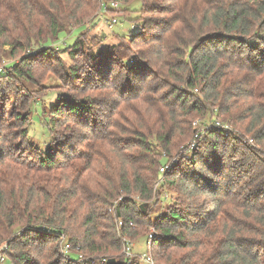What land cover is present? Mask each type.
I'll list each match as a JSON object with an SVG mask.
<instances>
[{"label":"trees","instance_id":"16d2710c","mask_svg":"<svg viewBox=\"0 0 264 264\" xmlns=\"http://www.w3.org/2000/svg\"><path fill=\"white\" fill-rule=\"evenodd\" d=\"M140 1L133 31L94 49L82 32L99 0H0V60L22 53L0 71V93L30 79L25 62L61 63L64 52L72 62L61 66L81 91L59 90L47 105L27 91L24 108L0 98V246L9 264H76L75 254L56 260L66 233L69 251L117 258L119 233L150 223L167 264H264V0ZM242 98L253 141L244 152L214 121L227 122ZM194 135L189 157H204L195 180L176 176L178 163L162 182L179 177L186 197L208 196L206 210L166 209L151 220L139 201L157 196L161 151Z\"/></svg>","mask_w":264,"mask_h":264},{"label":"rangeland","instance_id":"374dc122","mask_svg":"<svg viewBox=\"0 0 264 264\" xmlns=\"http://www.w3.org/2000/svg\"><path fill=\"white\" fill-rule=\"evenodd\" d=\"M100 1V0H99ZM118 3L117 8H113L112 12L102 11L100 9L97 10L94 9L91 13V16L89 19L86 20V23L88 24L87 30H84L82 32L83 34V40L87 44H92L94 46V49L100 48V47H106L109 44L117 42L119 40L118 33L125 34L128 30L133 31L131 29L133 26H136V24L140 21V14L141 12V1L140 0H115ZM145 15H150L151 13L145 12L143 13ZM143 16V15H142ZM112 19H115L116 22H112ZM69 33V32H68ZM81 35V33L79 34ZM78 35V36H79ZM71 37V34H68L66 37ZM65 40H69V39ZM73 38L70 39V41ZM57 47V46H56ZM59 50L60 48L57 47ZM55 54V53H54ZM22 53H18L16 55H11L8 52H5L2 59L0 60V71L5 69V66H8V64H11L12 62L18 63L20 62V57ZM62 62L59 63L57 57L48 58L44 61H39L36 63H28L25 62L24 65H22L23 70H26L28 68H31L32 76L27 81H17L15 82V85H12L11 88L15 87V89L11 90V93L8 91H4V93H0V98L3 100L5 97L4 94H8V96H12L11 102H13V107H20L24 108L26 104L28 103L26 96V92L32 96V98L42 101L43 104H50L51 102H55L57 93L59 90L66 91L68 93H75L80 94L81 91L78 87H74L71 85V83L68 81V76L66 72L63 69V66H69L72 62L71 58H69L68 53L64 52L61 55ZM28 63V64H27ZM61 64L63 66H61ZM82 71H84L87 66L82 63L81 64ZM90 71H86V75H89ZM91 92L90 94H93ZM29 96V95H28ZM248 104V101L242 98V101L238 102L230 108V117H227V122L222 121L220 118L214 120L215 126L223 132L225 135H229L230 133L234 132L235 134H231V140L230 145L236 146L239 148L241 152H244L246 150L245 144L253 145V141L249 138L250 132H248L245 129L246 124L248 123V117L244 106ZM9 105V103H8ZM222 116H228L225 114H222ZM225 118V117H224ZM192 126L196 128V130H199L200 133L204 132L205 124L201 121L199 117H195L192 120ZM32 138L35 140L38 137V133L32 132ZM232 135L234 136V139H232ZM195 136V135H194ZM199 136H195L194 138H191L187 140L181 147L180 150L176 149L175 151H172L173 153L167 154L164 151H161L162 156L164 159L167 160V166L169 171L171 166H174L176 164H180L178 166V170L176 171L177 175L179 177H184V173L187 172L188 176H190V179L193 178L195 180V168L199 169L198 163H202V160H204V157L198 156L196 158V165L195 162L190 159L189 155L191 156L190 149H195L197 142H198ZM247 142V143H246ZM71 146L74 148H79V144L75 141H71ZM205 146L200 147V151L204 152V154H209L211 151L210 148H203ZM253 148L256 147L255 145L252 146ZM223 147L220 146L219 150H223ZM226 150H229L231 148L230 146L224 147ZM190 153V154H189ZM218 154L217 156H219ZM163 159V160H164ZM208 160V159H207ZM206 160V161H207ZM229 160V159H228ZM164 164V165H165ZM161 165V166H164ZM159 166V179L157 182L154 183V192L158 196L154 198L153 200H150L147 207H145V213L149 214V217L151 220L158 217V214L165 210L170 209H180L184 213L189 214L191 211H196L198 209L205 211L206 210V203L208 201V196L206 195H192L186 197L184 192V186L181 181L178 180L179 177H174L172 179H166L164 182L163 175L160 171ZM166 166V165H165ZM196 166V167H195ZM165 171V172H166ZM170 172V171H169ZM179 172V173H178ZM213 181H217L218 178H213ZM174 180V183L171 184L170 182ZM218 182V181H217ZM116 199L113 200L112 205L107 208V213L113 212V207L116 203ZM144 201H139V203H143ZM114 204V205H113ZM169 204V205H168ZM168 205V206H167ZM117 220V228H120V223ZM151 226L146 225L141 227V224H133L131 225V232H128L123 235L119 233L120 237V243H121V249H120V256L117 258H113L116 264V261L122 262L125 261V264H167L158 254V249L152 247L153 239L154 237L150 239V235L156 234V230L153 227L152 223H150ZM149 226V227H148ZM118 230V229H117ZM69 233V232H68ZM70 234V233H69ZM66 233L60 235L61 243L58 247V255L56 257V260H59V257L64 258L68 262H72L68 260L67 255L75 254L77 255L76 264H87L88 261H91V264H100V262H103L104 260H108L110 258H103L98 257L97 259L89 258L87 255L85 256L82 251L76 247L74 250H70L65 252L63 249V245H65V242H67L68 238H70V235ZM129 243L130 245V251L126 250V245ZM51 245H47L46 251L50 248ZM6 249L5 244L0 246V253L4 255V250ZM34 258H37L36 251L32 252ZM5 256V255H4ZM101 256V255H100ZM150 257L151 260H153V263H148L143 257ZM1 264H9L8 260L6 259Z\"/></svg>","mask_w":264,"mask_h":264},{"label":"built area","instance_id":"2783aa9c","mask_svg":"<svg viewBox=\"0 0 264 264\" xmlns=\"http://www.w3.org/2000/svg\"><path fill=\"white\" fill-rule=\"evenodd\" d=\"M117 7H118V3L115 0H100V10H102V11H108L109 8L113 9V8H117ZM112 22H116V20L112 19ZM165 165L160 167L161 172H165L166 170H168L167 164H165ZM119 223H120V226H122V221H119ZM151 238H152V235H150L149 241H151ZM69 247H70L69 243L65 242V245H63L64 251L65 252L69 251ZM126 250L130 251L129 243L126 245ZM143 258L146 261H148V263H153V260H151L150 257L146 256ZM5 260H6L5 256L2 253H0V264Z\"/></svg>","mask_w":264,"mask_h":264},{"label":"water","instance_id":"95a60500","mask_svg":"<svg viewBox=\"0 0 264 264\" xmlns=\"http://www.w3.org/2000/svg\"><path fill=\"white\" fill-rule=\"evenodd\" d=\"M147 205H148V203H146V202H143L140 204V208L142 209L143 213H145V207H147ZM106 262H107V264H115V261L113 258L108 259Z\"/></svg>","mask_w":264,"mask_h":264}]
</instances>
